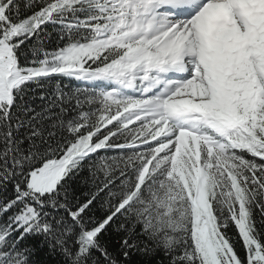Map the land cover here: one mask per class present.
Listing matches in <instances>:
<instances>
[{"label": "snow or ice", "instance_id": "obj_1", "mask_svg": "<svg viewBox=\"0 0 264 264\" xmlns=\"http://www.w3.org/2000/svg\"><path fill=\"white\" fill-rule=\"evenodd\" d=\"M0 264H264V0H0Z\"/></svg>", "mask_w": 264, "mask_h": 264}, {"label": "trees", "instance_id": "obj_2", "mask_svg": "<svg viewBox=\"0 0 264 264\" xmlns=\"http://www.w3.org/2000/svg\"><path fill=\"white\" fill-rule=\"evenodd\" d=\"M86 191H88L87 186H85V185H83V184H80V183L78 182L77 195H82L83 192H86ZM230 234H234V230H232V232H230ZM54 259H55V258H53V260H54Z\"/></svg>", "mask_w": 264, "mask_h": 264}]
</instances>
